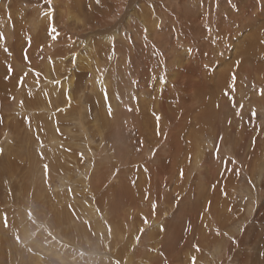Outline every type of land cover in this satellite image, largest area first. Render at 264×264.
Instances as JSON below:
<instances>
[{
  "label": "rangeland",
  "instance_id": "obj_1",
  "mask_svg": "<svg viewBox=\"0 0 264 264\" xmlns=\"http://www.w3.org/2000/svg\"><path fill=\"white\" fill-rule=\"evenodd\" d=\"M13 1L15 2L14 3L15 6H11V4H7V8L10 7L9 10H7L6 7H4L2 9L3 13H1L0 11V15L2 14L0 17L2 19L4 18L7 19L8 24L5 23V27L8 25L7 27L11 28L12 37H13L10 38L9 40V37H7L5 34V29L7 28H4L3 30L4 26H0V32L4 33L3 34L4 37L7 38L4 40H0V43L3 44L0 47V58H1L0 61L2 62V63L0 62V70H1L0 81H2V84L4 85V86L2 85L1 88L2 90H7L6 89L7 85L14 84L16 86V88H13L14 90L10 91V94L16 91L15 94L9 96L4 95L3 98L0 100V121L3 120L2 122H0V149H2L3 146L2 144L4 143V141L10 144V146L8 145L7 148H4V150L0 151V264H39L38 259H40L43 264H63L62 259H64V262H66L65 264H94V263L105 264V262L106 264L107 263L119 264L118 261L115 260V256L111 255L115 253V245L114 244L111 245L115 240L113 238L112 239L110 238L111 237L110 236L111 231L109 228L110 224L107 222V219H109L111 223H113V225L115 224L121 225V223H115V219L111 217V215L113 214V209L115 204V196L110 195L108 198L104 196L103 198H106L104 199V201H108V202H104L102 204L101 202H99V204H97V200L98 201L102 200L100 199L102 198V194L98 196L100 200L97 198V195L94 199L95 191L96 190L100 191L99 186L101 183L100 187L103 191V194H105L108 189L109 190L112 189L114 192V189L116 187L115 181L117 179V178L115 179V174L117 176L120 175V173H121V179L126 180L130 178L131 183L133 185H139L138 178L141 177L140 175L138 176L139 169L140 167L141 169H143L142 167L145 165L141 166L142 165L141 161L144 162V159H142L139 162L137 160L139 158L138 155L141 156L140 150L137 152L131 150V146H133L132 144H130L129 142L123 143L119 141V138H121L120 135L116 134L115 136V127H116L115 122H106L100 115H98L100 113V110L103 108L102 105H104L105 100L102 95L96 97L95 95H97V93L95 92L97 91V89H102L104 91H107L109 93L108 99L110 101H115V90L118 93V91L122 92L124 90L123 87L125 88L131 87L133 89L132 95H134L137 101V102L135 101L136 102L135 104L138 103L140 108H147V107L152 108L150 112L151 114H154L155 111L154 110L156 105L155 99H158L160 104L164 103V107L171 109L172 113L177 112V108L175 107L176 102L173 97H178V95L180 94H185V96L189 97L188 92L193 95V92L196 89V88L193 89L188 88V82L190 79L186 78L181 71L182 67L189 65L191 66L193 64V61H190L187 56L189 55L188 51L190 50L186 48L183 49L185 50V55H182L184 51L180 50L179 54L176 56H173L169 50H166L163 53V56H161L162 57L161 58L158 55L156 49H150L151 51L150 54L148 55L147 53L142 51L135 52V50H131V49L125 50V48L121 45L116 48L115 42L102 43L103 42L102 40L106 35L105 33L109 31H111V33L115 32V29L114 30L112 29L115 28V22L118 21V14L119 12L120 13L124 12L123 8L120 7V5H118L117 1L115 0H72V1L68 0V4H69L68 10L62 8L61 7L62 3L60 2L61 6H55L56 13L55 12L54 13L57 16H54L53 15L54 13H52L50 19L46 18L45 13L46 12L48 13L49 11H51V9H53L52 8L53 6H50L52 4V1L51 4H48L46 0H44L43 2H40V0H29L30 4H28L24 0L21 1L13 0ZM247 2L249 5L247 4ZM254 2H252V0H208L209 3L208 6L209 8H219L220 5V8L216 9V11L221 12V10L224 9L223 6L224 7L226 6L225 8H228V6L230 5L232 6L241 5L244 11L247 14H250L253 13V10L254 12L257 11L256 8H262L259 6L261 5L264 6V0H262L261 2L262 4L260 5L257 3V1L255 3ZM31 4H33L34 6ZM179 6L181 7L180 8L181 13L188 11L187 8L183 7L184 5L182 1L179 2ZM134 8L136 7L129 6L128 9L129 15L131 14V11L134 14V10H135ZM16 9H20L21 11ZM22 12L24 13L23 15ZM168 13H167L168 17H166L165 22L168 25H170L171 22H173L174 20H171L170 17L171 14L170 12ZM11 14H14L15 16ZM261 14L263 16L260 19L252 17L248 21H243L242 24L241 21L238 20L235 23L233 21L231 22L227 20L222 26L221 30H216L214 28L215 34L212 35V38H210L208 44L211 45L212 43L211 46L212 48H214L213 54H215V59H213L210 62V65L207 64L205 66V69L209 71L207 78V85L204 86L203 94L200 95L198 110L194 111L193 115L200 117L203 113L204 101L205 100L210 101L212 98L218 97V95L223 94L222 87L219 86V83L217 82V78L220 74L225 73V70H223V68L226 65V61L234 62L233 67L234 68L236 67V70L242 67V65H247L245 61H249L250 64L252 62L256 63V65L262 66L264 68V12H261ZM3 15L5 16L3 17ZM26 15L28 16L26 17ZM153 16L154 15L150 16V14L147 15L148 17L147 20L150 19V17L151 19H153ZM121 17L119 18L118 21L119 25L121 24L123 25V23H125L123 21L125 20L124 16ZM154 17L155 18L157 17L156 18L157 20L159 19L158 23L156 21L158 25L162 23L160 22L159 16H154ZM231 17L232 16H229V19ZM51 19L55 21L51 22ZM4 20H0V22ZM108 23L110 25H108ZM52 26L56 27L57 29L56 33L51 32ZM228 30H231V32L226 34V31ZM89 32L90 33L93 32L92 35H90ZM234 32H236L235 35H232ZM257 33L261 35L263 45H261V47L258 46L253 47L255 51L253 50L249 55L250 58L246 59L243 57L244 49L246 46L245 44H250L253 40V37ZM76 34L81 35V37H78ZM78 38L84 40L85 42L87 41V39H91L92 42L91 46L94 47L96 52L92 50L87 51L86 45L89 43H85V42L80 43ZM29 40L32 42L33 45ZM11 43L12 45L13 44L15 45L10 47ZM83 44L84 46H82ZM36 45L38 47L37 50L35 48ZM219 45L224 47L222 49L223 50L222 52L218 50ZM249 46L250 45H248V47L245 49V52L249 50L250 48ZM53 48L54 49L56 48L57 50L56 49L54 50ZM53 50L56 53L60 50V52H62V54L66 56V60L71 59L72 61H74L73 66H71L72 69L69 68V71L73 70L74 72L62 71L59 68L61 72L59 70L58 71L60 73L61 78L60 76L57 78L56 76L57 73L54 72V70H51L52 67H49L47 65V64L54 65L57 63L56 60H52V61L50 60L56 54V53L54 54ZM124 50L125 52H123ZM51 52L54 55L51 54ZM78 52L84 55L85 58L88 56L87 60H89V56H92L91 62L93 66L95 65L94 67H96L99 72L97 77H95L97 83L98 82L99 83L98 85L96 84L95 86L96 89L95 92L93 93L94 95L93 94L90 95L91 86L89 85L90 82H88L91 71L88 69L83 70V68H78L79 65H76L79 64L80 62L79 59L75 56V54L79 55ZM139 52H141L142 54ZM85 53L87 56L85 55ZM116 53L118 54L117 56ZM18 54H20L21 57ZM2 55L4 57H2ZM14 55L15 56L18 55L17 59L19 63L15 62ZM49 55L51 57H48ZM136 55H138L139 57L141 56L139 60L138 59L135 60V57H133ZM146 55L147 57H144ZM7 56L10 59H8ZM25 57H27V59ZM167 57L169 58V62H164L162 59H165ZM4 58L5 61L3 60ZM115 59L125 63L123 64V66L120 65L121 67L119 66V64L116 66ZM149 59L156 60V63L150 62ZM143 60H145L146 62ZM126 61H128V64ZM136 61L140 63L137 62L136 64ZM147 61L150 62V68L152 66L151 68L152 70L150 69L149 73L145 75V77L143 76V74L138 75L139 81L137 80V82L135 83L136 77H134V75H136L138 70L145 68L146 63H148ZM132 62L134 65L132 64ZM9 68H11V71H9ZM46 68H48V70L50 71L49 73L54 75V79H52L53 78L52 77L50 82H49L50 78H46L44 76L45 72L43 70ZM126 69L128 70L126 71ZM165 70H167V72H164ZM121 71L123 74L121 73ZM72 74H74V76H72ZM118 74L120 75L122 74L121 75L122 78H125L124 81L123 79L121 80V84L117 79L119 76ZM155 77L158 79H156ZM214 77L216 78L215 80ZM59 78L60 80L57 81ZM180 78H184L186 80L187 86L177 87V83H176L174 88L172 84L174 82H178ZM198 79L199 77L195 76L194 80L198 81ZM67 82H72L74 88L77 90H79L78 88L79 85L85 83L84 85L81 86L82 87L80 88L81 93L79 92L77 99L80 101V106L85 108L82 109L83 110L82 115L84 118V125L86 128H85V133L82 136H80V134H77V131L79 130V126L76 120L66 119L65 121L64 120L60 121V119L56 117V115H58L57 113L58 108L54 107V104L57 107L56 99L55 100L51 99L53 101V107L51 105L50 109L47 108L45 111H39L38 109L37 111H35L32 108L34 104H38L37 101L42 100L41 98L37 97L38 92L44 91L45 93L47 92L49 95L55 94L57 93L56 88H58V86L60 87L63 86L59 84H65ZM239 82L240 85H238L235 90H238L241 87L244 91H247V95L245 96L246 103L248 102L255 105L260 101H264L263 99L264 89L261 90L260 88H258L257 85L246 83L242 80V78ZM52 84H54V86ZM160 85L163 86L162 89H159ZM43 87L46 89H43ZM60 87L58 88V92L60 94H64L63 90H61ZM165 88L168 89L172 88L175 95L171 94L169 96L168 94V96L165 97V91H164ZM259 90H261V93H259ZM53 91H55V93ZM72 91L75 90L73 89ZM82 94L84 97L82 96ZM146 94L148 95V97H145ZM176 94L178 95L176 96ZM1 95L3 94L1 93ZM8 99H11V101L15 103L8 107L6 104ZM193 99L194 98H191L190 100ZM1 101H3V107H1ZM42 102L43 104L41 106L44 105L45 99L42 100ZM46 102L47 105L50 104V101H46ZM83 103L86 106L82 105ZM100 103L103 104L101 105ZM21 104L27 105L31 108L26 107L24 113H20L16 109H19V105ZM6 106L8 108H6ZM15 106L17 107L16 109L14 108ZM11 107L13 108L12 111H8L11 110ZM14 109L15 111H13ZM86 109L88 110L86 111ZM263 113L264 112L260 113L257 111L255 112L254 119L252 118V114L250 115V117H248L247 120L248 122L246 121L247 122L246 127L248 129L246 128L245 135L246 134L247 135H246V143L244 145H240L241 141H239L237 135L227 136L228 133L225 131H224L225 134L224 132H220L217 137L213 138V141L217 142L216 143L217 146H219L218 145L219 142H221V146H222L219 148H215V151H212L215 154L216 156L215 158L217 159V161H219V164H217L218 169L220 168L219 170H221L222 168V165L220 164H222L225 159H230L231 161L236 160L235 162H237L238 158H240V156L245 154L246 156L243 155L244 160L246 159L245 161H249V159L251 158L252 150L257 151L255 154L259 157V159H257L258 161H256V164L255 163L254 165L250 164L249 165L250 167L249 166L246 167L247 169L245 170V174L243 173L241 174L240 171L238 173L237 171L238 177L236 179L234 177L229 181L231 189H233L232 192L233 196H231L230 197L231 200L230 199L229 200L232 201L235 206H233L231 212L229 211L227 212V215L229 213L228 220L226 219L222 220V224L225 226L222 227L221 232H219L217 235H215L213 232L210 233V235L214 237L212 241L214 246L209 245L204 247L207 250L196 248V250L192 252L193 256L195 257V262L199 264H215V263L216 264H251L249 261L245 262L243 258H240L236 254L238 252L243 251L245 252L244 255L247 257V259L250 260V257L254 255L255 257H257V254L258 256H260V254L262 253L261 250L258 251V249L259 247L260 248L264 247V217H263L264 216V165H263L264 145L260 144L257 147H255L256 144L254 142L256 140V131L254 129L255 126L257 127L258 125V129L260 128L259 133H261L260 137L262 136V138L264 139ZM42 114H45L47 118L52 117L54 115L53 119L58 120L57 121L58 126L56 127L58 130L56 129V132L59 131L58 133L61 137L59 140H62L60 141L61 144L56 143L57 145L54 144L55 146H52L51 143H53L54 140L51 141V135L49 136L48 135L49 133L47 132L48 130L44 128V123L42 119L38 118V116ZM84 114H86L87 117ZM191 117L192 114L190 115V123L192 119ZM249 118L250 119L252 118L253 120L252 119L250 120ZM53 119H50L49 123L54 128L55 125L54 122L56 121H52ZM150 120L154 121L153 118H150ZM249 121L253 122L252 125L251 122ZM192 122H194L193 119ZM247 125H249L250 127L252 126L250 130H249V126ZM133 127L131 126L132 129L130 128L128 130L129 134L133 131L134 133L137 132L133 129ZM60 128L61 130H59ZM68 128L71 130V133L67 131ZM93 128H97V129L93 130ZM98 129L101 130L100 131L101 135L97 133ZM9 131L13 132V134ZM180 131H179L180 132L179 135L180 137H182V139H184V141L186 142L185 147H187L188 140L186 136L189 135L191 128L188 126H184V128L181 129ZM214 132L216 133L217 131L214 130ZM85 134L86 135L88 134V136L86 137ZM249 135L250 137L252 136L253 137L250 138ZM88 138L91 141L90 142L91 147L89 146L85 147L82 143L83 140ZM126 138L127 137L123 139L127 140ZM1 139H3V141H1ZM209 140L210 139L208 137H206V140H202L204 143L207 144H205V148L203 149L204 152L197 150L198 156L205 153L206 155H209L210 151L207 150V147L208 145L212 144V142L211 141L209 142ZM202 141L199 140L198 143H202ZM68 142L71 143L69 144ZM235 142L237 145H235ZM224 144L225 145L230 144L228 147L230 149L223 148ZM262 144H264V142ZM231 145L232 147H230ZM115 147H118L122 151V153L120 152L121 153L120 158L124 159V161H126L125 158H127V156L129 155L128 159L130 160L131 158L132 160V161L130 160L129 162L130 164L128 162H127L128 164L125 162L126 166L122 168L120 166L118 167L116 166V163H114ZM54 148H55L54 150L55 152L53 151ZM86 150L88 151L86 152ZM123 150H126L125 153L128 152L127 156L124 155ZM217 150L219 152L218 157L216 155ZM189 153L191 152H188L184 155L188 156ZM234 153L236 154L234 155ZM102 155L107 156V158L102 159L103 157ZM59 157L60 158L62 157V159H60ZM45 165L47 166V169H45ZM113 166H116V169ZM231 166L229 170L232 172V170L236 169V166L234 168V165L232 163ZM144 171L147 172L145 169ZM254 171L256 174L252 173L251 175V172ZM95 173H100L101 179H98L94 182L93 175ZM122 176H124L125 178ZM107 182L109 183L107 184ZM201 183L200 185L203 186V183L202 184ZM106 184H107V188L103 190ZM193 186L194 185H192V182L190 180H187V184L183 187L181 193L185 195L189 193L186 196L187 199L185 200L184 198L183 202L187 204L186 206L187 208L188 206L189 207L191 206V208H193L192 211L193 210L194 211L192 212V214L194 215L195 213H200L199 211L196 210V207L199 201L201 200L199 199V192L201 191L200 190L201 187L199 186L193 187ZM214 188H216V186H214L213 189ZM234 189L235 191L236 190L237 191L234 192ZM90 190H92L93 193H90ZM248 190H250L251 192L249 196H247ZM171 198L174 203H177L178 201H182L180 194L176 195V197L171 196ZM207 198L208 197L206 196L205 201H207ZM62 199H64V202ZM77 200L80 201L79 204ZM197 201L198 203L196 204ZM164 203L166 205V201H164ZM251 203H254V205L250 206ZM93 206L94 208H98V211H96L95 213V215L97 214L96 216L95 215L91 216L90 208ZM87 207H89L88 211L86 209ZM252 207H254L255 210ZM248 213H251V215ZM227 215L224 216L226 217ZM182 219L184 221L181 220V224L185 226L189 220L184 217H182ZM185 219L187 221H185ZM142 220L143 219L141 217L139 219V222H142ZM236 221L238 223H236ZM208 224L209 226L212 224V220L210 218H208ZM243 226L245 227V229H243L244 228ZM132 229L133 228L131 226V231ZM224 230L226 231L224 232ZM48 231L56 233L58 237L60 235L62 238L67 239L68 241L70 240V244H72L71 246L68 245L63 248L67 252L63 250V253L61 254L62 257L61 262H59V260L57 261V257H54L56 260L55 259L52 260L53 259L52 256H45L40 252L43 251L44 248H47L48 246H55V244H57L58 246H64L62 242L58 241L57 239H54V235L51 234L52 236L51 237ZM121 232L124 234L125 231L124 232L121 231ZM225 233H228V235ZM193 234L195 236L193 240L194 243L193 246H196V242L198 238L197 236L199 234V231L196 230ZM90 235H92L93 237ZM241 235H244L242 237H245V243L244 246L239 247L237 246L236 243H237V239H239ZM85 237L87 238V240L85 239ZM222 237L223 239H221ZM93 242L97 243L96 247L92 246L94 244ZM123 242H125L128 245L126 246L125 243H122V245L119 247L118 250H120V252H124L123 247L126 246L127 250H125V253L127 254L126 260H128L130 257L132 258L133 256L128 252V250L132 251L131 248L128 249L130 242L128 243L126 242V240H123ZM218 242L220 243L217 244ZM155 245H157L156 249L159 250L160 249L159 243H156ZM219 245L220 246L222 245V248L220 250L219 248H217L219 247ZM133 246L134 248H138V247L140 248L141 245L139 246L134 243ZM142 250L143 249H141V251ZM180 250L181 253H186L187 249L184 245H182L180 247ZM136 258L137 256L135 255V259ZM119 259H121V257ZM126 260L124 261L126 262ZM53 261L57 263H53Z\"/></svg>",
  "mask_w": 264,
  "mask_h": 264
},
{
  "label": "bare ground",
  "instance_id": "obj_2",
  "mask_svg": "<svg viewBox=\"0 0 264 264\" xmlns=\"http://www.w3.org/2000/svg\"><path fill=\"white\" fill-rule=\"evenodd\" d=\"M24 1H26L28 4H30L29 0H24ZM43 1L44 0H40V2H43ZM51 1H52V4L50 6H53L52 7L53 9L56 8L55 6H61V3H62L61 7L65 8V10H68V7H69L68 0H51ZM70 1H72V0H70ZM115 1H117L118 5H120V7H122L123 11H124L123 13L119 12L118 21H119V18L121 16H124L125 20H123V19L122 20L125 23H123V25L122 24L119 25L118 21H116L115 22V28L111 27V28H113L112 30L115 29V32L111 33V31H109V32L105 33L106 35H105L104 39L102 40L103 41L102 43H104V42H106V43L115 42L116 48L121 45L125 48V50L131 49V50H135V52L142 51V52L147 53L148 55L150 54V51H151L150 49H156V51L160 57L163 56V53L166 50H169L173 56H176L179 54L180 50H183L186 48V49L190 50V51L187 50L189 53V55H187V56H188L190 61H193V64L191 66L189 65V66L182 67L181 71L186 78L190 79L188 82V88H190V89L196 88V89L194 90L193 95L188 92L189 97L185 96V94H180V95L176 94V96L178 95V97L172 96L176 102L175 107L177 108V112H173V113L171 112V109L164 107V103L160 104L159 100L155 99V103H156L155 109H154L155 111H154V114H151L150 112H151L152 108H150V107L140 108L138 103L135 104L137 101H136V98L134 97V95H132L133 89L131 87H129V88L123 87L124 90L123 91L121 90L122 92L118 91L119 94L115 90V101H110L108 99L109 93L107 91H104L102 89H97V91L95 92V89H96L95 86H96V84L98 85V83H99V82L97 83V80L95 79V77H97L99 72H98L97 68L94 67L95 65L93 66V64L91 62L92 56H89V60H87L88 56L86 55V53H85V55L87 56L86 58L84 55H82L79 52H78L79 55L75 54V56L80 61L79 64H76V65H79L78 68H83V70L88 69L91 71V73L89 75L90 76L89 81H88V82H90V84L89 83L88 84L91 86V89H90L91 94L90 95H92L95 92V93H97V95H95L96 97L100 96V95H102L104 97L105 102H104V105H102L103 103L102 104L100 103L103 108L100 110V113L98 115H100L106 122H115V126H116L115 127V136H116V134L120 135L121 138H119V141H121L123 143L129 142L130 144H132L133 146H131V150H134L136 152L139 150L141 151V156L138 155V157H139L137 159L138 162L141 161L142 159H144V162L141 161V163H142L141 166H143V165H145V166L142 167L143 169H141V167H140L139 173H138V176L139 175L141 176L138 178L139 179V185H133L131 183L130 178H128L126 180L121 179V173L119 172L120 175L116 176V174H115V179L116 178L117 179L115 181L116 187L114 189V192L112 189H110V190L108 189L106 191V193L103 194V191L100 187L101 183L99 186L100 191H97V190L95 191L94 199H95L96 195L98 198V196L102 194V198H100L102 200L101 201L97 200V204H99V202H101V204L104 202H108V201H104V199H106V198H103L104 196H106L107 198L110 195L115 196V204H114L113 214L111 215V217L113 219H115V223H121V225L120 224L119 225H116V224L113 225V223H111V221L109 219H107V222L110 224L109 225V228L111 231V235H110L111 237L110 238L111 239L113 238L115 240L111 244V245H113V244L115 245V253H113L111 255L115 256V260L118 261L119 264H125V263L126 264H179V263L180 264H199V263L195 262V259H193L195 257L193 256L192 252H194L196 250V248H199L202 250H207L204 247L209 246V245L214 246V244L212 242L214 237L211 236L210 233L213 232L215 235H217L219 232H221L222 227L225 226L222 224V220H225V219L228 220L229 213L227 215V212L228 211L231 212V210L233 209V206H235L233 204V202L230 201L231 200L230 197L233 196V194H232L233 189H231L229 181L231 179H233L234 177H235V179L238 177L237 171H238V173L240 171L241 174L242 173L245 174V170L247 169L246 167L249 166L250 164H252V165H254V163L256 164V161H258L257 159H259V157L255 154L257 151L252 150L251 158L249 159V161H245L246 159L244 160L243 155H245V154L240 156V158H238L237 162H235L236 160L235 161L232 160V161H234V162H232L230 159H225L223 161V163L220 164V165H222V168H221V170H219L220 168L218 169V167H217V164H219V161H217V159L215 158L216 156L212 151H215V148H219L222 146H221V142H219L218 143L219 146H217L216 145L217 142L213 141V138L217 137L220 132L225 131L228 133L227 136L237 135V137L239 138V141H241L240 145H244L246 143V135L247 134L245 135V133H246V128H247L246 124L248 122L247 121L248 117H250V115L253 112H257V111L260 113L264 112V101H260L259 103H256L255 105L248 103V102L246 103L245 96L247 95V91H244L241 87H240V89L235 90L237 88V86L240 85L239 81L241 80V78L246 83H251L253 85H257L258 88H260L261 90L264 89V68L262 66L256 65V63L252 62L250 64L249 61H245V63L247 65H242V67H240L238 70H236V67L235 68L233 67L234 62L226 61V65L223 68V70H225V73L220 74L217 78V82L219 83V86L222 87L223 94L218 95V97L212 98L210 101L205 100L204 104H203V113L200 117L193 115L194 111L198 110L200 95L203 94V88L205 85H207V78H208L209 71L207 69H205V66L207 64L210 65V62L213 59H215V54H213L214 48H212L211 42H210L211 45L208 44V41L210 40V38H212V35L215 34V29L221 30L222 26L224 25V23L227 20H229L231 22L233 21L234 23L237 22V20H238V21H241V24H242L243 21H248L252 17L260 19L263 16L261 14V12H264V6L261 5L259 7H262V8H256L257 11L254 12V10H253V13L247 14L241 5L240 6L230 5V6H228V8H225L226 6L225 7L223 6L224 9L221 8L222 9L221 12H217L216 9H219L220 5H219V8H209L208 0L207 1L206 0H185V1H183V0H115ZM180 1L183 2V5H184L183 7L187 8L188 11L181 13V11H180L181 7L179 6ZM254 1L252 0V2H254ZM256 1L259 5L262 4L261 3L262 0H256ZM14 3L15 2L13 0H0V11H1V13H3L2 9L4 7H6V9L9 10L10 7L7 8V4H11V6H15ZM217 4H218V2H217ZM247 4H248V2H247ZM31 5H33V4H31ZM165 5H167V6H165ZM129 6L130 7H136V8H134L135 10L133 9L134 14L131 11V14L129 15V10H128ZM16 10H20V9H16ZM151 11H153V12H151ZM54 12L56 13V10ZM168 12H170V14H171L170 15L171 20H174L170 24L172 26L168 25L165 22L166 17H168L167 15L169 14ZM52 13L53 12L49 11L45 15L46 18L50 19ZM55 13L53 15L57 16ZM238 13H239V15H238ZM23 14L24 13L22 12V15ZM149 14H150V16L151 15L159 16L160 22H162V23L158 25L157 23H158L159 19L157 20L156 19L157 17L155 18L154 16H153V19H151V17H150V19L147 20V18L149 17V16L147 17V15H149ZM11 15H14V14H11ZM4 16L5 15H3V17ZM27 16L28 15H26V17ZM229 16H232V17L229 19ZM20 17H22V16H20ZM4 19H2L0 17V20H4ZM48 21H50V20H48ZM52 21H55V20L51 19V22ZM156 21H157V23H156ZM5 23H7V19H5L4 21H1L0 26H4L3 30H4V28H7V29H5V34L7 37H9V40H10V38H13L12 37V30L10 27H7L8 25L5 27ZM108 25H110V24L108 23ZM157 25H158V27H157ZM100 32H101V30H100ZM230 32H231V30H228V31H226V34H228ZM92 33L89 32L90 35H92ZM235 33L236 32H234L232 35H235ZM94 34H95V32H94ZM76 35L78 37H81V35H78V34H76ZM213 37H215V36H213ZM15 39H16V37H15ZM78 40L80 43L85 42L84 40H81L80 38H78ZM85 43H89L86 45L87 51L92 50V51L96 52L94 47L91 46L92 45L91 39H87V41ZM6 44H7V42H6ZM31 44H32V42H31ZM84 44L82 46H84ZM1 45H3V44L0 43V47H1ZM13 45H15V44H13ZM13 45L11 43L10 47H12ZM245 45H246L245 49L248 47V45H250L249 46L250 48L246 52L244 49L243 57L246 59H249L250 53L253 50L255 51V49H253V47H257V46L261 47V45H263L261 35L259 33H257L253 37L252 42L250 44H245ZM82 46H80V47H82ZM35 48L37 50V48H38L37 45L35 46ZM223 48L224 47L219 45L218 50H220V52H222ZM47 49H48V47H47ZM47 49H46V52H47ZM118 49H120V48H118ZM54 50H53V52L55 54L56 52ZM125 50L123 52H125ZM183 51L184 52L182 53V55H185V50H183ZM3 52H5V51H3ZM12 53H11V55H12ZM139 53H141V52H139ZM3 54H5V53H3ZM51 54H53V53L51 52ZM119 54H121V53H119ZM18 55L20 56V54H18ZM50 55L48 57H51ZM117 55L118 54L116 53V56ZM17 56L14 55V57H15L14 59H15L16 63H19ZM2 57H4V56L2 55ZM128 57H129V55H128ZM133 57H135V60L136 59L139 60V58L141 56L139 57L138 55H136ZM144 57H147V55ZM5 58L3 59L4 61H5ZM8 59H10V58L8 57ZM12 59H13V57H12ZM50 60L51 61L52 60L57 61V63L54 65L47 64L49 67H52L51 70H54V72H56L58 74L57 75L55 73L57 78L60 76L59 68L62 71L67 72V71H69V68L72 69L71 66H73V63H74V61H72L71 59L66 60V56L63 55L62 52H60V50ZM115 60H116L115 61L116 66L118 64H119V66L120 65L123 66V64L125 63V62L124 63L120 62L117 59H115ZM157 60H158V58H157ZM162 60L164 62H169L168 57L165 59H162ZM141 61H142V58H141ZM143 61H145V60H143ZM7 62H8V60H7ZM9 62H10V60H9ZM126 62L128 64V61H126ZM137 62L138 61H136V64H137ZM150 62L156 63V60L152 59V60H150ZM150 62L146 63V66L143 64L145 66L144 69H140L141 66H140V68L138 67L140 70L137 69L138 71H137L136 75H134V77H136L135 83L137 82V80L139 81L138 75L143 74V76L145 77V75H147L149 73L150 69L152 68V66L150 68ZM138 63H140V62H138ZM6 64H3V65H6ZM129 64H130V62H129ZM132 64H133V62H132ZM80 65H81V67H80ZM127 70L128 69H126V71ZM43 71L45 72L44 76L46 78H50L49 82L51 81L52 77H53L52 79H54V75L49 73L50 71L48 70V68L44 69ZM122 71H123V69H122ZM122 71H121V73H122ZM69 72H74V71L70 70ZM164 72H167V70H165ZM74 74H72V76H74ZM125 74H126V72H125ZM1 75H2V73H1ZM118 75L119 76L117 79L121 84V80L123 79V81H124L125 78H122V76L120 74H118ZM195 76L199 77L198 81H196L197 79L194 80ZM233 76L235 77V80H233ZM140 77H142V76H140ZM60 78H61V76H60ZM60 78L57 81H59ZM148 78H150V77H148ZM156 79H158V78H156ZM215 79L216 78L214 77V80ZM45 81H47V80H45ZM143 81H145V80H143ZM124 83H126V82H124ZM151 83H153V82H151ZM176 83H177V87L187 86L186 80L184 78H180L179 81L174 82L172 84V86L174 87ZM84 84L85 83L79 85V87H78L79 90L74 88V85L72 82H67L65 84H59V85H63L62 87L58 86V84H57L58 88L60 87V89L63 90L64 94H60L58 92V88H56L57 93H55V91H56V89H55V91H53L55 94H51V95H49L47 92L45 93L44 91H40V92H38L37 97L41 98L42 100L45 99L44 105L41 106L43 104V102L41 100V101H37L38 104H34V106H32V108L35 111H37V109L39 111H45L47 108L50 109L51 105L53 107V101L51 99H54V100L56 99L57 107L54 104V107L58 108L57 109L58 115H56V117L58 119H60V121H63V120L65 121L66 119L76 120L78 123V126H79V130L78 131L76 130L77 134H80V136H82L85 133V128H86L84 125V118L82 115L83 114L82 109H85V108L80 106V101L77 99H78L79 92L81 93L80 88H82L81 86ZM131 84H132V82H131ZM2 85H3L2 81H0V100L3 98L4 95L9 96V95H13L16 93V91H14L12 94H10V91L14 90L13 88H16V86L14 84L7 85V87H6L7 90H2V88H1ZM52 85L54 86V84H52ZM162 88H163V86L160 85L159 89H162ZM43 89H46V88L43 87ZM49 89H51V88H49ZM73 89L76 92L72 91ZM261 90H259V93H261ZM164 91H165V97H167L168 94H169V96L171 94H174V91L172 90V88L171 89L165 88ZM187 91H188V89H187ZM4 92H5V94H4ZM1 93L3 95H1ZM82 93H83V91H82ZM82 96H83V94H82ZM145 97H148V95L146 94ZM191 98H194L195 100L194 99L190 100ZM263 99H264V97H263ZM112 100H114V99H112ZM46 101H50V104H48L49 106L47 105ZM100 101H101V99H100ZM140 101H142V100H140ZM14 103H13V101H11V99H8L6 104L9 107L10 105H12ZM195 103H197V104H195ZM82 105H84V103ZM7 106H6V108H8ZM84 106H86V105H84ZM148 106H149V104H148ZM1 107H3V101H1ZM26 107H29V106L21 104V105H19V109H16L17 108L16 106L14 108L16 110H18L20 113H24ZM29 108H31V107H29ZM12 109L13 108L11 107V110H8V109L7 110L12 111ZM15 109L13 111H15ZM87 110L88 109H86V111ZM98 110H99V108H98ZM9 113H11V112H9ZM59 113H60V116H59ZM84 113H85V110H84ZM109 113H111V114H109ZM191 114H192L191 118L193 119L194 122H192V119H191V123H190V115ZM84 115L86 116V114H84ZM87 115H88V113H87ZM159 115H160V117H159ZM53 117H54V115L52 117L47 118V116H45V114L38 116L39 119L40 118L42 119V121L44 123V128L48 130V131L46 130L49 133L48 135L49 136L51 135V141L54 140V142L51 143L52 146H55V145H57L56 143H60V141H62V140H59L61 138L59 133H58L59 131L56 132V129H57L56 127L58 126L57 125L58 120L53 119ZM157 117H159V120H157ZM254 117L255 116L252 115L253 119H254ZM150 118H153L154 121L153 120L151 121ZM50 119H53L52 121H56V122H54V124H55L54 128L49 123ZM2 121L3 120H1L0 122H2ZM249 122H251V121H249ZM252 123L253 122H251V125H252ZM104 126H107V125H104ZM131 126L132 127L134 126L133 129L135 131H137L136 133H134V131L131 132L130 134L128 133V130L131 128ZM184 126H188L191 128L189 135L186 136V138L188 140L187 147H185L186 142L179 135L181 132L180 130L183 129ZM247 126H249V125H247ZM251 127L249 126V130ZM97 128H93V130H96ZM259 129H258V125H257V127L255 126V129H254L256 131V140L254 139L255 140L254 143L256 144L255 147H257L260 144L264 145V144H262L264 142L263 141L264 139L262 138V136L260 137L261 133H259V131H260ZM59 130H61V128ZM214 130L217 131L216 132L217 134L214 132ZM67 131L71 133V130L69 128ZM100 131L101 130L98 129L97 133L100 134ZM9 132H11V131H9ZM225 132H224V134H225ZM11 133L13 134V132H11ZM55 133H56V135H55ZM95 135H96V132H95ZM49 136H47V137H49ZM87 136H88V134L86 135V137ZM125 137H127L126 138L127 140L123 139ZM206 137H208L210 139L209 142L210 141L212 142V144L210 143L211 145H208V147L206 146L207 150L210 151L209 155H206V153H205V154H201L200 156H198L197 150L204 152L203 149L205 148V144H207V143H204L202 140H206ZM249 137H250V135H249ZM252 137H250V138H252ZM199 140H201L202 143H198ZM1 141H3V139H1ZM84 141H86V142H84ZM249 141H251V140H249ZM90 142L91 141L89 140V138L82 141V143L85 147H87V146L91 147ZM236 142H235V145H237ZM79 143H81V142H79ZM159 144H161V145H159ZM2 145H3L2 150H4V148H7L8 145L10 146V144L7 143L6 141H4V143ZM229 145L230 144H228V145L224 144L223 148L227 149L229 147ZM76 147H78V146H76ZM230 147H232V145ZM259 148H260V146H259ZM70 149H72V148H70ZM228 149H230V148H228ZM54 150H55V148L53 149V151ZM83 151H84V149H83ZM87 151L88 150H86V152ZM114 151H115V157H114L115 162L114 163H116V166L117 167L120 166L121 168L125 167L126 163L127 162L129 163L131 160V158H130V160L128 159V157H129V155L127 156L128 152L125 153L126 150H123L124 155L127 156V158H125L126 161H124V159L120 158L122 151L118 147H115ZM192 151H194V152H192ZM136 152H134V153H136ZM188 152H191V153H189L188 156H185L184 154H186ZM131 154H132V152H131ZM235 154L236 153H234V155ZM102 156H103L102 159L107 158V156H105V155H102ZM62 157L61 158L59 157V158L62 159ZM245 158H248V157H245ZM133 160H134V158H133ZM231 163L234 165V168L236 166V169L232 170V172L229 170ZM75 164H77V163H75ZM258 165H260V164H258ZM263 165H264V163H263ZM116 166H113V167H115V169H116ZM77 167H79V166H77ZM255 167H256V165H255ZM144 169L148 173L145 172ZM252 170H253V168H252ZM258 170H260V169H258ZM132 171H134V170H132ZM252 173H255V171L251 172V175H252ZM93 177H94V180H93L94 182L98 179H101L100 173H95L93 175ZM122 177H124V176H122ZM6 178H8V177H6ZM135 178H137V177H135ZM187 180H190L192 182V185H194L193 187H196V186L201 187V189H200L201 191L199 192V199H201V200L199 201V203H198V201L196 202V204L198 203L196 210L199 211L200 213H195L194 215L192 214V212L194 211V210L192 211L193 208H191V206L190 207L188 206V208H187L186 207L187 204L183 202L184 198H185V200L187 199L186 196L189 193H187L186 195L181 193L183 187L187 184ZM201 182L203 183V186L200 185ZM108 183L109 182H107V184ZM107 184L105 185V188L103 190H105L107 188ZM214 186H216V188L213 189ZM89 187H91V186H89ZM232 188H234V187H232ZM209 189L210 190L213 189V190L210 191ZM78 190H80V189H78ZM236 191L234 189V192H236ZM90 193H93L92 190H90ZM178 194L181 195L182 201H178L177 203H174L172 201L171 196L176 197V195H178ZM250 194H251V192H250V190H248L247 196H249ZM206 196L208 197L207 201H205ZM62 200L64 202V199H62ZM123 200H124V202H123ZM164 201H166V205H165ZM208 202H209V204H208ZM75 203H77V202H75ZM79 203H80V201H78V204ZM65 205H66V203H65ZM67 205H69V204H67ZM85 205H86V203H85ZM252 205H254V203H251L250 206H252ZM252 208L254 209V207H252ZM86 209L88 211L89 207H87ZM245 209H246V207H245ZM90 211H91V216H93V215H95L96 211H98V208H94V206H93L90 208ZM244 213H245V211H244ZM251 213H248V214L251 215ZM224 215H227V216L225 217ZM256 216H258V215H256ZM99 217H98V219H99ZM141 217L143 220H142V222H139V219ZM145 217L147 218V222H145ZM182 217L187 218L189 220L185 226L183 224H181V220L184 221L182 219ZM208 218H210L212 220V224L210 226L208 224ZM185 221H187V220L185 219ZM261 221H263V220H261ZM242 222H244V221H242ZM259 222H257V223H259ZM236 223H238V222L236 221ZM245 223H247V222H245ZM161 225L164 228L163 231H161ZM131 226L133 228L132 231H131ZM256 226H257V224H256ZM243 229H245V227ZM114 230H115V232H114ZM196 230L199 231V234L197 236L198 238H197L196 246H193L194 245L193 240L195 238L193 233ZM121 231H123V232L125 231L124 234ZM130 231L132 232V234ZM225 231L226 230H224V232ZM86 232H87V230H86ZM48 233L50 234V236H51V234L54 235V239H57L58 241L62 242L64 244V246H58L57 244L53 243V244H55V246H48L47 248H44L43 251H40V250L39 251L42 254H44L45 256H52L53 257L52 260L55 259L54 257H57V261L59 260V262H61V259H62L61 254L63 253V250H64L63 248L65 246H68V245L71 246L72 244H70V240L68 241L67 239L62 238L60 235L58 237V235L56 233H53L50 231H48ZM225 234L228 235V233H225ZM90 236H92V235H90ZM90 236H88V237H90ZM242 236H244V235H241V237H239V239H237L236 244L239 247L244 246V243H245V237H242ZM223 237L221 239H223ZM85 239L87 240L86 237H85ZM123 240H126V242H128V243L130 242L128 249L131 248L132 251L128 250V252L134 256V257L132 256V258L130 257L128 260H126L127 254L125 253V250H127L126 246L128 244L123 242ZM97 241H98V238H97ZM93 243L94 244L92 246L96 247L97 243L96 242H93ZM122 243L126 244V246H124V247L122 246L124 248V250H123L124 252H120V250H118L119 247L122 245ZM134 243L136 245H139V246L141 245L140 248L139 247L134 248V246H133ZM156 243H159V246H160L159 250L156 249L157 248L156 247L157 245H155ZM219 243L220 242H218L217 244H219ZM63 244H61V245H63ZM182 245H184L186 247V249H187L186 253H181L180 247ZM260 246H262V245H260ZM109 247H111V246H109ZM234 247H235V245H234ZM66 248H68V247H66ZM217 248H219V250H220L222 248V245L221 246L219 245V247H217ZM138 249H140V250H138ZM141 249H143V250L141 251ZM133 250H134V252H133ZM259 250H261V252H262L260 254V256H258V254H257V257H255V255H254V256L250 257V260L247 259V257L244 255L245 252H243V251L238 252L236 255H238L240 258H243L245 262L249 261L251 264H264V247H262V248L259 247L258 251ZM65 252H67V251H65ZM95 253H96V251H95ZM122 253H124V254H122ZM135 255L137 256L136 259H135ZM120 257H121V259H119ZM245 259H247V260H245ZM124 260H126V262ZM38 263L43 264L40 259H38ZM53 263H57V262L53 261ZM62 263L63 264L66 263V262H64V259H62ZM105 264H106V262H105Z\"/></svg>",
  "mask_w": 264,
  "mask_h": 264
},
{
  "label": "snow or ice",
  "instance_id": "obj_3",
  "mask_svg": "<svg viewBox=\"0 0 264 264\" xmlns=\"http://www.w3.org/2000/svg\"><path fill=\"white\" fill-rule=\"evenodd\" d=\"M46 2H47L48 4H51V0H46ZM51 11L54 13L55 9H51ZM45 14H47V13H45ZM51 32H52V33H56V32H57V29H56L55 26H52V27H51ZM4 39H6V38L4 37L3 33L0 32V40H4ZM25 58L27 59V57H25ZM9 71H11V68H9ZM233 80H235V77H234V76H233ZM109 114H111V113H109ZM252 115L255 116V112H253ZM157 120H159V117H157ZM221 139H222V138H221ZM0 151H2V149H0ZM216 155H217V157L219 156V152H218V150H217ZM45 169H47V166H46V165H45ZM154 207H155V206H154ZM145 222H147V218H146V217H145ZM163 230H164V228H163V226L161 225V231H163ZM193 259H195V258H193Z\"/></svg>",
  "mask_w": 264,
  "mask_h": 264
}]
</instances>
